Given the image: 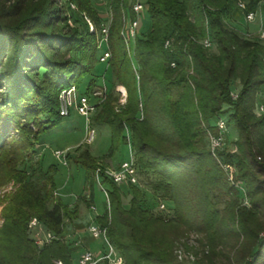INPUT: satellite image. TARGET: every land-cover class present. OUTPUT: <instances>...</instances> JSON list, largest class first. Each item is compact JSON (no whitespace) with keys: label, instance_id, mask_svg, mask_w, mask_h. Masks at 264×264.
I'll return each mask as SVG.
<instances>
[{"label":"trees","instance_id":"obj_1","mask_svg":"<svg viewBox=\"0 0 264 264\" xmlns=\"http://www.w3.org/2000/svg\"><path fill=\"white\" fill-rule=\"evenodd\" d=\"M238 1L147 0L150 29L133 39L138 68L122 34L123 6L128 0L113 1L108 63L128 96L125 106L116 111L117 98L107 94L97 104L96 120L111 129L109 154L119 142L128 143L125 131L131 129L139 171L151 170L158 178L153 184L160 194L155 203L165 200L172 210L166 216L142 205L139 186H130L131 204L125 208L120 186L101 173L112 188L107 192L109 208L96 220L107 228L125 264H219V248L227 246L232 248L227 264H264V114L255 113L256 94L264 83L259 73L264 46L228 26ZM243 1L246 14L256 12L261 3L264 9V0ZM79 5L93 15L89 0ZM65 20L62 0H38L21 8L19 1L10 5L0 0V143L12 135L19 118L30 117L39 124L37 115L46 112L47 129L58 126L64 118L60 92L72 85L79 88L81 79L91 74L98 60V40L93 33L60 27ZM70 52L77 56L66 57ZM236 79L242 89L235 98ZM225 106L231 110L228 123L238 131L236 154L213 152L205 139L208 131L218 135L217 124L210 121L221 117ZM65 157L67 163L85 169L92 185V174L96 176L104 166L87 146ZM222 164H235L236 179L247 185L250 207L235 198ZM56 170L51 165L45 172V194L33 189V182L21 187L24 200L5 218L13 252L10 257L0 256V264H52L54 259L72 264L74 251L61 238L38 248L27 233L33 217L56 236L63 233L66 220L78 218L77 206L71 209L57 193ZM191 231L202 236L199 246L182 242ZM181 245L192 258L178 254Z\"/></svg>","mask_w":264,"mask_h":264},{"label":"rangeland","instance_id":"obj_2","mask_svg":"<svg viewBox=\"0 0 264 264\" xmlns=\"http://www.w3.org/2000/svg\"><path fill=\"white\" fill-rule=\"evenodd\" d=\"M19 1V7L29 6L31 3H35L38 0H7L8 4L12 5L14 2ZM45 1V0H40ZM48 2H55V0H47ZM66 9V20L61 23L60 27L68 26L67 29L79 30L80 33H93L98 40L99 50L97 51V59L94 62V68L90 75L81 79L78 93L96 92L98 96H92L90 93V99L95 104H102L107 94L112 93L117 101L114 102L116 111L125 106L127 102V90L121 85L112 74L111 66L109 63L100 62V56L105 52L107 48L106 43H101V39L105 35L109 39L110 29L112 28L115 13L113 10L114 0H89L91 12L81 9L79 2H85V0H62ZM146 3L147 0H137L133 3V0H128V3L123 6V27L122 34L126 32L131 20L138 17L139 26L137 27L138 35L142 36L150 29V17L147 12L133 15V7L137 2ZM245 3L243 0H239L236 11L233 17L227 19L229 27L238 30L241 36L247 37L259 42L264 46V37L261 36L262 30H264V9L263 3L260 4L256 11V17L253 21L246 19V13L240 7V3ZM60 3H57V6ZM98 23L95 25V21ZM106 29V32L103 31ZM206 40L210 41L209 38ZM101 43V45H100ZM211 43V42H210ZM130 49L128 51L135 64L138 65L134 59V41L129 44ZM212 50L215 51V46H212ZM77 56L75 52L66 54V57ZM264 58V53H263ZM264 61V60H263ZM43 69L40 70V78ZM261 78L264 79V64L259 71ZM233 94L235 98L238 96L242 89L240 79L234 80ZM1 91V89H0ZM59 99V97H58ZM100 105L96 107L95 111L90 114L89 121L85 116L79 114L75 108L71 109L69 117L63 118L61 123L52 128L47 129L50 120L49 115L46 112L38 114L37 123H32L31 118L17 119V127L13 128V133L10 137H7L1 141L0 145V256L10 257L13 252L12 242L8 237L7 229H5V218L10 216L14 210L16 203H20V200H24V195L21 192V187H27L32 182L34 183L33 189L42 191L45 194L47 188V181H45V172L51 165L56 166L57 170L54 173V181L57 188V193L61 196V199L65 204H68L71 209L75 206L78 208V218L75 220H66L63 225V233L57 238H61L66 244L73 249V262L77 264L78 258L85 249L92 252H98L104 248L106 243L104 240L96 239L91 234L89 228L92 224L98 223L96 217L102 215L109 208V199L107 192L110 190L111 184L105 182L101 176L99 178L92 174L94 179L93 185L87 178V173L84 168L70 163L66 160V154L77 155L86 146L90 147L92 154L99 160L103 159L104 168H116L120 163L125 160H129L131 157L132 140L131 129L126 128L125 134L128 137V143L121 141L114 152L110 153L112 145L111 129L106 124H100L96 120V116L100 111ZM60 109V101H59ZM225 112L219 118H213L210 121V125L217 124L218 119H223L226 123V130L223 132V145L221 150L226 153L236 154L237 146L236 140L238 139V131L229 124L231 110L225 106L223 108ZM142 111V106H140ZM255 113L257 116L264 114V83L258 89L256 94V106ZM142 117V115H141ZM27 121H30L29 123ZM94 128L96 130L95 138L92 142L86 141L88 130ZM219 133V132H218ZM207 146H210L209 131L205 136ZM211 148V146H210ZM63 151V156L60 158L55 155L56 151ZM134 151V150H133ZM234 163H235V159ZM222 167L228 174V181L234 188L235 198H238L242 205L250 207V199L247 196V185L243 180H237L238 175L235 164L225 165ZM157 175L151 171L142 169L140 171L139 187L142 192V200L144 206L151 207L154 212H158V206L155 203L156 197H159V193L153 188V184L157 181ZM120 186V185H118ZM123 206L129 208L132 199V191L130 187L121 185ZM91 193L93 194V201L91 202ZM26 194V193H25ZM55 197L58 194L54 193ZM228 197H224V201H227ZM168 206V205H167ZM220 208L225 206L224 202L220 203ZM36 218V217H33ZM38 219V218H37ZM39 220V219H38ZM30 223V222H29ZM43 224V223H42ZM43 228L47 229V226L43 224ZM27 233L30 239L34 240V243L39 246L33 231L29 225L27 227ZM202 236L194 231L188 233L182 242H188L192 246H199L198 240ZM45 246V245H44ZM218 262L219 264H227V256L232 252L230 246L219 248ZM181 257H191V253L186 251L181 245L177 251ZM192 258V257H191Z\"/></svg>","mask_w":264,"mask_h":264},{"label":"built area","instance_id":"obj_3","mask_svg":"<svg viewBox=\"0 0 264 264\" xmlns=\"http://www.w3.org/2000/svg\"><path fill=\"white\" fill-rule=\"evenodd\" d=\"M240 7L244 10L246 8L245 3H240ZM134 12L139 16L140 14L147 12V7L142 2H137L133 6ZM256 17V12H248L246 14V19L248 21H253ZM139 26L138 17L131 20L129 26L124 33V38L126 40L127 46L131 44V41L137 35V27ZM106 32V29H103ZM261 36L264 37V30L261 32ZM101 43H106L107 48L105 52L100 56V62L108 63L111 58V51L108 47V37L105 35L104 38L101 39ZM100 43V45H101ZM205 46H210L211 43L208 40L204 41ZM100 47V46H99ZM175 65L174 63L172 64ZM92 96H98V94L94 91L91 93ZM90 95V96H91ZM90 96L87 93H78V89L76 86L72 85L69 88L63 89L59 94L60 101V115L62 117H69L71 114V109L75 108V110L85 116L87 121H89V116L93 113L97 107V104L93 103L90 99ZM235 97V96H234ZM217 127L219 130L218 135L213 134L209 131V139L210 146L213 152L220 150L223 145V132L226 130V123L223 119H219L217 122ZM96 130L91 128L88 130L86 141L88 143L92 142L95 138ZM63 151H56L55 155L57 157L63 156ZM104 172L105 176L113 181L117 185H125V186H138L140 171L137 166V158L133 149H131V157L129 160H125L120 163L116 168H104L103 166L98 168L96 171L97 177L101 176V173ZM108 197V194H107ZM158 211L163 213L166 216L172 215V210L168 208L165 200H160L158 203ZM30 229L33 231V234L36 238L39 246H44L50 243L52 240L56 239L57 236L49 229H44L43 224L37 218H32L29 223ZM91 234L96 239H103L106 245L104 248L98 252H92L88 249L84 250L80 257L78 258L77 264H125L124 257L118 252L115 246L111 243L107 228L103 227L101 224L96 223L92 224L89 228ZM52 264H66L61 259H54Z\"/></svg>","mask_w":264,"mask_h":264},{"label":"crops","instance_id":"obj_4","mask_svg":"<svg viewBox=\"0 0 264 264\" xmlns=\"http://www.w3.org/2000/svg\"><path fill=\"white\" fill-rule=\"evenodd\" d=\"M86 250V249H85Z\"/></svg>","mask_w":264,"mask_h":264}]
</instances>
